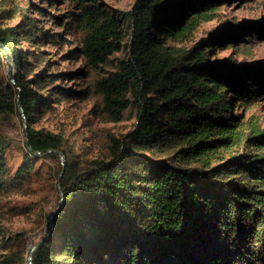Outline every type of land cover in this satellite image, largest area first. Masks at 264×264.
Returning a JSON list of instances; mask_svg holds the SVG:
<instances>
[{
	"label": "trees",
	"instance_id": "trees-1",
	"mask_svg": "<svg viewBox=\"0 0 264 264\" xmlns=\"http://www.w3.org/2000/svg\"><path fill=\"white\" fill-rule=\"evenodd\" d=\"M64 1L74 10L47 17L81 36L66 57L97 69L125 51L119 70L98 84L111 121L131 108L137 120L132 131L111 138L105 157L71 158L63 137L31 127L51 103L44 92L64 76L48 74L47 61L30 78L32 63L45 61L44 41L59 47L64 37L31 18L0 26V43L16 66L1 74L8 65L0 47V114L21 107L29 124L15 172L10 143L0 137V194L26 187L39 159L34 152L66 154L59 209L32 264H264V133L234 113L264 100V67L212 59L217 45L243 39L246 31L233 25L188 48L170 44L190 41L218 17L224 0H135L127 11L103 0ZM23 43L36 49L24 53ZM54 90L56 99L70 97L69 89ZM3 237L0 228V249ZM16 262L9 255L0 264Z\"/></svg>",
	"mask_w": 264,
	"mask_h": 264
},
{
	"label": "rangeland",
	"instance_id": "rangeland-1",
	"mask_svg": "<svg viewBox=\"0 0 264 264\" xmlns=\"http://www.w3.org/2000/svg\"><path fill=\"white\" fill-rule=\"evenodd\" d=\"M103 1L109 7L123 11L130 10L135 2ZM37 8L44 10V13L36 12ZM71 10H74L73 5L64 0H0V26H14L31 18L37 21L41 30L49 31L52 36L61 34L64 37L65 41L59 47L50 44V40L44 41L39 51L44 52L45 63H32L34 73L30 78L44 69L47 61V65L51 66L48 74L64 76L57 77V81L50 86L47 83L50 90L44 94L52 96L51 103L47 112L36 118L31 127L63 137L65 151L71 158L83 163L105 157L111 138H121L135 128L137 112L135 108L128 109L122 120L111 121L104 112V95L98 84L119 70V61L127 60L125 51L113 54L107 63L100 64L97 69L89 68L83 58L66 57L70 50L79 46L81 36L75 30L54 24V20L47 17V12L60 16ZM231 25L246 31L243 39L237 42L227 40L217 45L212 49V59L233 65L264 67V0H224L218 17L204 23L190 41L170 44L175 48H188L202 40L216 38L221 30ZM35 49L31 43H23L24 53L30 55ZM35 53L38 54L37 51ZM7 65L2 75H11L12 70L15 72L14 62L7 61ZM79 70H84L85 75H75ZM49 80L51 78L46 82ZM55 86L69 89L70 97L56 99L51 95L55 92ZM82 91L84 93L79 94ZM131 97L129 93L128 98ZM234 113L245 116L246 124L250 127L257 125L264 133V100L236 108ZM28 125L20 108L14 113L0 114V137L10 143L8 159L13 172L22 163ZM38 158L40 160H34L33 176L23 190L0 194V228L4 232L0 261L15 255L16 264H30L34 248L52 228L50 215L62 196L58 174L66 163V154L63 160L57 153L55 158L41 159L42 155Z\"/></svg>",
	"mask_w": 264,
	"mask_h": 264
},
{
	"label": "water",
	"instance_id": "water-1",
	"mask_svg": "<svg viewBox=\"0 0 264 264\" xmlns=\"http://www.w3.org/2000/svg\"><path fill=\"white\" fill-rule=\"evenodd\" d=\"M0 47H1L2 50L5 52L6 57H7V61H8V62H14L13 57H12L10 51H9L7 48L3 47V46L1 45V43H0ZM15 68H16V66H15ZM12 82L15 83L14 79H12ZM20 109L22 110L21 107H20ZM52 152H55V153L59 154V155L61 156L62 160L64 159V154H63L62 152H60V151H46V152H44V153L34 152V154H36V155H38V156H39V155L41 156V155H43V154H48V153H52ZM61 195H62V190H61ZM58 209H59V208L55 209V210L52 212V214L50 215V221H52L53 216L55 215V213L57 212ZM38 247H39V245H36V247H35L34 250H33V253L36 251V249H37ZM33 253L31 254V256L33 255ZM30 264H32V262H30Z\"/></svg>",
	"mask_w": 264,
	"mask_h": 264
}]
</instances>
